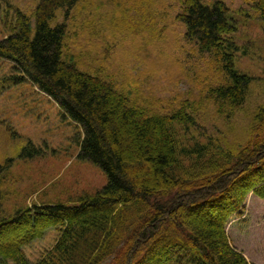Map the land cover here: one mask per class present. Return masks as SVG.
I'll list each match as a JSON object with an SVG mask.
<instances>
[{"label":"trees","instance_id":"1","mask_svg":"<svg viewBox=\"0 0 264 264\" xmlns=\"http://www.w3.org/2000/svg\"><path fill=\"white\" fill-rule=\"evenodd\" d=\"M185 37L208 54L221 82L209 97L236 111L254 77L236 67L237 27L223 0H181ZM5 0H0V5ZM79 0H39L32 14L14 11L0 60L10 85L30 82L80 126V160L99 166L107 183L75 204H41L0 222V257L15 264H257L237 249L228 224L249 193L264 197V102L253 112L246 139L228 146L212 137L188 140L194 111H147L111 80L65 57L66 20ZM1 7V6H0ZM256 7L264 21V0ZM59 11L63 22H56ZM41 154L30 142L19 157ZM0 165V175L5 168ZM60 235L31 262L24 245L46 226Z\"/></svg>","mask_w":264,"mask_h":264},{"label":"rangeland","instance_id":"2","mask_svg":"<svg viewBox=\"0 0 264 264\" xmlns=\"http://www.w3.org/2000/svg\"><path fill=\"white\" fill-rule=\"evenodd\" d=\"M39 0H5L0 6V41L10 33L14 11L32 14ZM211 3L214 0H203ZM237 27L236 67L254 77L246 104L236 111L212 100L211 87L223 79L217 64L185 37L178 20L181 0H79L66 20L65 57L84 70L111 80L147 111L166 114L187 107L197 118L185 142L212 137L228 146L247 136L253 112L264 102V21L257 0H223ZM12 71L0 60V222L21 209L41 204H75L94 195L107 176L97 165L80 160V126L62 116L59 105L30 82L9 84ZM4 77V78H5ZM30 142L41 154L19 157ZM232 244L252 263L264 264V197L248 194L244 208L228 224ZM60 235L49 225L24 245L36 262ZM0 264H15L2 260Z\"/></svg>","mask_w":264,"mask_h":264}]
</instances>
